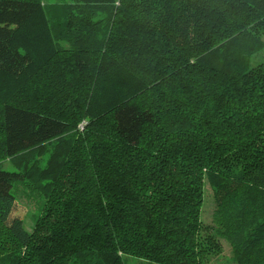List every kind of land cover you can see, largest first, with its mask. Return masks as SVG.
<instances>
[{
	"label": "trees",
	"instance_id": "trees-1",
	"mask_svg": "<svg viewBox=\"0 0 264 264\" xmlns=\"http://www.w3.org/2000/svg\"><path fill=\"white\" fill-rule=\"evenodd\" d=\"M262 50L264 0H0V264H264Z\"/></svg>",
	"mask_w": 264,
	"mask_h": 264
},
{
	"label": "rangeland",
	"instance_id": "rangeland-1",
	"mask_svg": "<svg viewBox=\"0 0 264 264\" xmlns=\"http://www.w3.org/2000/svg\"><path fill=\"white\" fill-rule=\"evenodd\" d=\"M54 2L55 0H49ZM264 61V50L260 51L257 53L251 60L252 65L259 64ZM55 143V142H54ZM55 147L53 145H48V152L39 155L37 157L38 163L40 164L41 168H45L46 164L49 162L51 159V153L54 151ZM7 165V166H6ZM9 165V166H8ZM30 165H28L29 168ZM12 164L6 163L4 165L5 170L12 171ZM22 170H26L23 168H20ZM17 196V201L20 205V213L21 217L23 218L25 225L27 226L28 229H31L32 226L34 225V218L38 215L41 206L44 204V197L37 191H35L33 188L29 185H24L20 184L16 186V189L14 191ZM215 208V199H214V194L212 191L211 186L209 183H206L205 185V205L202 209V220H204L206 223H210L212 221V214ZM226 245V250H225V257L228 258L230 257V248L228 247L229 245L225 243ZM226 261L220 260L217 262V264H225ZM127 264H141V262L137 259L130 258L127 261Z\"/></svg>",
	"mask_w": 264,
	"mask_h": 264
}]
</instances>
